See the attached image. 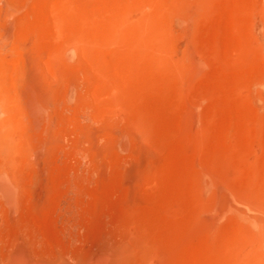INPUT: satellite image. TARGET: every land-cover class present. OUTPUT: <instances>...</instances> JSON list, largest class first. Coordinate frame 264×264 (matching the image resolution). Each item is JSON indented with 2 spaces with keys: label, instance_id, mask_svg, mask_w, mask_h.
Listing matches in <instances>:
<instances>
[{
  "label": "rangeland",
  "instance_id": "obj_1",
  "mask_svg": "<svg viewBox=\"0 0 264 264\" xmlns=\"http://www.w3.org/2000/svg\"><path fill=\"white\" fill-rule=\"evenodd\" d=\"M0 103L1 264H264V0H0Z\"/></svg>",
  "mask_w": 264,
  "mask_h": 264
},
{
  "label": "bare ground",
  "instance_id": "obj_2",
  "mask_svg": "<svg viewBox=\"0 0 264 264\" xmlns=\"http://www.w3.org/2000/svg\"><path fill=\"white\" fill-rule=\"evenodd\" d=\"M183 3V2H182ZM183 6V5H182ZM189 7V6H188ZM186 10V9H185ZM177 12V11H176ZM183 14V13H182ZM7 111L4 109V107L2 106V104L0 103V196L1 198L4 197V201L8 202L11 201L12 196H14V189L15 186L17 185V175H16V162H15V153L17 150L19 151V147L18 144L16 142H14V139L11 136V131H10V123L8 122V120L5 118ZM22 147V146H21ZM22 150V149H21ZM24 150V148H23ZM31 151V150H30ZM29 153V152H27ZM20 164V163H19ZM20 178V176H19ZM21 179V178H20ZM24 181V180H23ZM22 182V179H21ZM24 187V186H23ZM17 190V189H16ZM19 192V191H18ZM24 192V191H23ZM22 193V192H21ZM17 195L19 193H16ZM5 198L8 200H5ZM1 201V200H0ZM3 201V200H2ZM1 201V202H2ZM13 201V199H12ZM5 203V202H4ZM11 203V202H10ZM244 203V202H243ZM7 204V203H6ZM229 204V202H228ZM248 204V203H247ZM19 205V204H18ZM231 205V204H230ZM223 207V206H222ZM226 207V206H225ZM232 207V206H231ZM2 209V208H0ZM4 209V208H3ZM261 209V208H260ZM223 210V209H222ZM227 210V209H226ZM7 211V210H6ZM11 211V210H10ZM260 211V210H259ZM17 212V210H16ZM11 213V212H10ZM17 218V217H16ZM263 222V221H262ZM11 225V224H10ZM31 231V230H30ZM2 233V232H1ZM3 234V233H2ZM15 236V235H14ZM4 239V241L1 240ZM13 240V239H12ZM4 244L5 238L0 236V243ZM3 246V247H2ZM1 247L3 248L4 251V245H2ZM32 246V245H31ZM6 248V247H5ZM1 249V248H0ZM24 250V249H23ZM2 251V249L0 250ZM2 251V252H3ZM34 251V250H33ZM25 252L27 253V250H25ZM31 252V251H30ZM36 252V251H35ZM33 253L32 258H34L33 256L36 253ZM1 253V252H0ZM25 253V254H26ZM2 254H5L4 252ZM29 254V253H27ZM1 255V254H0ZM106 255V254H105ZM3 256V255H1ZM27 256V255H26ZM23 253L18 252L13 258L12 261H10V263H7V261H3L5 262V264H43V259L42 263H39L37 260L36 263V259L38 258H34V262L27 258ZM107 257V256H106ZM2 257H0L1 259ZM40 259V258H39ZM2 261V259L0 260ZM1 264V263H0ZM46 264V263H45Z\"/></svg>",
  "mask_w": 264,
  "mask_h": 264
}]
</instances>
